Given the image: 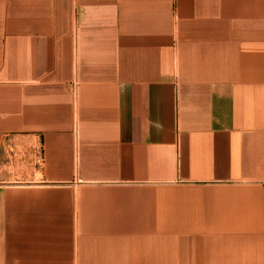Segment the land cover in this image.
<instances>
[{"label":"crops","instance_id":"crops-1","mask_svg":"<svg viewBox=\"0 0 264 264\" xmlns=\"http://www.w3.org/2000/svg\"><path fill=\"white\" fill-rule=\"evenodd\" d=\"M0 264H264V0H0Z\"/></svg>","mask_w":264,"mask_h":264}]
</instances>
